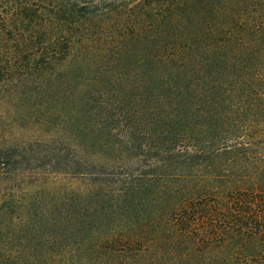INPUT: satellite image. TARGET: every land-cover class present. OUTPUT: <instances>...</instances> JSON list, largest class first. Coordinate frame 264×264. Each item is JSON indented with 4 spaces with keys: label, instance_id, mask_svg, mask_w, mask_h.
I'll list each match as a JSON object with an SVG mask.
<instances>
[{
    "label": "trees",
    "instance_id": "obj_1",
    "mask_svg": "<svg viewBox=\"0 0 264 264\" xmlns=\"http://www.w3.org/2000/svg\"><path fill=\"white\" fill-rule=\"evenodd\" d=\"M15 81L66 138L0 145V264H264V0H0Z\"/></svg>",
    "mask_w": 264,
    "mask_h": 264
},
{
    "label": "rangeland",
    "instance_id": "obj_2",
    "mask_svg": "<svg viewBox=\"0 0 264 264\" xmlns=\"http://www.w3.org/2000/svg\"><path fill=\"white\" fill-rule=\"evenodd\" d=\"M135 2L137 0H127ZM18 81L8 83L5 89L0 91V145L27 144L35 140L50 138L65 139L62 115H52V124L44 123L40 118L43 109L34 107V99L29 94L21 95ZM55 123H54V122ZM42 122V123H40ZM51 129V130H49ZM64 137V138H63ZM73 145V141H69ZM24 182L21 187H15L19 195L28 197L38 193V198L45 196L43 206L47 208L57 207L52 200L53 196H61L69 183L64 178L55 176H43L40 172L36 175L24 173ZM35 178L40 180L34 181ZM27 182V183H26ZM31 182V185H28ZM26 183V185H24Z\"/></svg>",
    "mask_w": 264,
    "mask_h": 264
}]
</instances>
